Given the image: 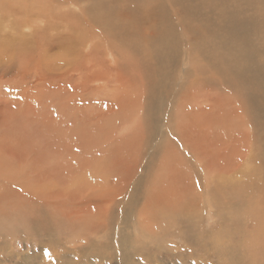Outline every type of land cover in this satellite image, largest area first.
I'll use <instances>...</instances> for the list:
<instances>
[{"label":"bare ground","instance_id":"6f19581e","mask_svg":"<svg viewBox=\"0 0 264 264\" xmlns=\"http://www.w3.org/2000/svg\"><path fill=\"white\" fill-rule=\"evenodd\" d=\"M77 7L74 17L70 9ZM10 17L12 26L3 24ZM23 26L43 33L34 34L37 40L69 43L50 55L51 64H62L54 72L43 52L28 59L36 75L50 70L49 91L63 93L64 82L68 102L81 112L86 101L106 110L103 117L134 107L139 120L136 132L120 125L122 133L100 147L126 154L115 162L126 160L131 181L84 197L70 195L62 182L46 193L47 181L39 190L29 182L22 188L30 193H23L0 162V264L26 257L32 262L23 264H179L176 252L184 247L201 256L217 249L227 264H264V217L250 239L199 225L207 208L231 226L245 209L248 220L264 214V0H0V32ZM104 91L110 93L94 102ZM173 241L183 247L167 250L163 242Z\"/></svg>","mask_w":264,"mask_h":264},{"label":"rangeland","instance_id":"374dc122","mask_svg":"<svg viewBox=\"0 0 264 264\" xmlns=\"http://www.w3.org/2000/svg\"><path fill=\"white\" fill-rule=\"evenodd\" d=\"M78 7L77 9H70L71 12H75L74 17L78 12ZM17 10L18 7L16 6L10 7V12L13 11L16 13ZM9 19L11 20L12 18L10 17ZM12 21H5L3 24L7 23V25H11ZM25 30L28 29L23 26L21 30H16V34L13 32V29L2 30L0 32V162H4L8 178L12 175L15 178L14 181H17L20 186L11 182L10 185L18 189L21 188L23 193H30L22 188V186L30 182L32 189L39 190L48 185L44 183L47 181L50 184L49 186L52 187L46 188L45 192L52 193L62 188L59 185V182H62L63 187L70 195H82L84 197L85 194L93 192L95 188L100 191L106 190L108 183L114 182L116 184L118 181L119 185L121 179H125V182L131 181L125 178V175L128 173L125 164L126 160L115 162L118 158L123 159L126 154L124 152H121V154L115 152L109 153L108 155L103 154L100 147L104 146L107 149L108 139H112L114 134L119 136L122 133L123 129L119 127L120 125L129 126L124 128L128 129L127 134L136 132V129L133 127L136 124H133V122L139 120L138 109L133 107L131 111L121 112L117 116L116 114L118 112L108 117H103V112L105 113L106 110L97 108L90 101H86L85 105L82 103L85 106L83 113L81 112L82 107L74 108V105L78 107V104L73 102L72 106L70 104L71 102H68L70 100V96L66 93L68 84L64 82L61 84L64 88L63 93L59 92V94H55L54 92L57 91L55 90L56 88H53V91H49L51 86L48 87L49 82L46 80L47 77L45 75L50 74V70L46 67L42 71V76L36 75L29 67L28 59L32 54L43 52L46 58L50 60V55H55L58 48L62 50L69 43L66 37L37 40L34 34L43 33L38 31L29 33ZM44 46L53 50L46 52ZM78 50L81 52V49L78 48ZM20 62L23 64L22 70L19 69ZM59 62V60L54 59L51 64L50 60L53 72L62 66ZM64 68L70 71L73 69V66L67 64ZM36 81L39 83H36ZM209 83L207 81V84ZM76 84L72 86H80L79 82ZM99 85V82H97L93 88H97ZM89 86L91 89L92 85ZM108 93L110 92L104 91L98 93V97H95L96 99L93 98V101L99 102L103 100L105 96H108ZM116 98H118V91L116 92ZM119 104L121 105V102ZM101 116L102 119H100ZM86 119H92V122H87ZM119 121H122L123 124H118ZM96 123L97 125H95ZM80 134L87 135V137L81 136ZM82 137L86 142L83 141L84 139ZM149 156L150 154L146 157L148 158ZM150 159L151 157L147 161ZM11 162H13V165ZM115 170L119 173L120 178ZM143 174L144 169L141 167L139 176L142 177ZM130 176L131 172H129L127 177L130 178ZM204 177L205 179L202 180L207 181L206 176ZM147 178L151 180V176H147ZM258 178L260 179V177ZM0 179L3 181L2 178ZM174 181H177V177H175ZM260 190L261 188L258 189V192ZM192 194L194 195V192ZM260 196L263 197L264 193ZM63 200L70 201L69 198ZM72 206L70 203L64 206V208H68L66 213L69 212ZM202 206L205 208L204 205ZM249 213L247 209L237 213L234 217L236 222L232 223L233 225L231 226L227 220L221 224L220 216L215 211L207 208L202 214L203 218H200L199 225L204 231L209 230L213 234L216 233V235L218 232H223L221 235L234 232L241 233L243 236L247 234V237L250 239L248 231L256 227L257 220H261L264 214L252 215L251 219L248 220ZM229 218H231V215L226 212L224 219ZM220 236L216 238L220 239ZM165 242H163V245L167 247V250L173 247H183V244L175 241L168 244ZM30 246L35 247L34 249L39 247L35 242L30 243ZM243 246H241V249L248 251L247 256H250L249 254L252 255L253 248L249 246L244 248ZM129 249L128 247L127 250L134 257V260L135 258L138 259L139 252L136 255L134 252H130ZM201 253L204 256L197 253L189 254L186 247L182 251L179 250V252H176L179 264H227V261L217 249H210L206 254L205 252ZM214 256L218 257L219 262L213 258ZM25 262L30 263L32 260L28 257L20 260V264ZM37 262L38 259H35L33 264ZM82 264L85 263L82 262ZM94 264L119 263L110 260H101Z\"/></svg>","mask_w":264,"mask_h":264}]
</instances>
